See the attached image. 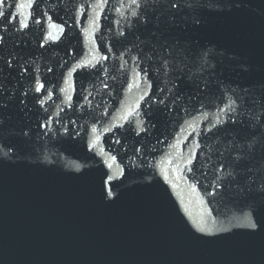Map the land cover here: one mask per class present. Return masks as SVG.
<instances>
[{
  "label": "water",
  "instance_id": "95a60500",
  "mask_svg": "<svg viewBox=\"0 0 264 264\" xmlns=\"http://www.w3.org/2000/svg\"><path fill=\"white\" fill-rule=\"evenodd\" d=\"M21 3H0V264H264L243 226L264 0Z\"/></svg>",
  "mask_w": 264,
  "mask_h": 264
},
{
  "label": "snow or ice",
  "instance_id": "6c2138e0",
  "mask_svg": "<svg viewBox=\"0 0 264 264\" xmlns=\"http://www.w3.org/2000/svg\"><path fill=\"white\" fill-rule=\"evenodd\" d=\"M2 2H3V0H0V3H2ZM34 2H35V0H27L26 4L25 3H21V5H20V7H22V8L27 7L29 9V18H31V11H30L31 5ZM135 2H136V0H133V3H135ZM173 7H179V6L178 5H173ZM2 15H3V13H0V16H2ZM36 23H40V21L37 20ZM21 26L23 28L29 27V25L27 23L23 22V21L21 22ZM50 27L53 28V29H57V28H60L62 26L56 25L55 23H53L52 25H50ZM48 37L51 40H56L58 38L52 31L48 32ZM9 66H11L10 62H9ZM42 87H43V85H40L38 87V90H39V88H42ZM148 88L149 89L151 88V83H149ZM146 96H148V91L147 90L144 91V94L140 97V99L144 100V98ZM69 99H70V97H69ZM136 107L139 108V105H137ZM129 114H131V113H129ZM127 118H128L127 116L124 117V119H127ZM218 122H219V119H218ZM189 164H191V160H189ZM109 167H111V165H109ZM189 171H191L190 168H189ZM109 179H111V177H109ZM243 226L247 227L249 229H252V230H258L259 228L264 227V223H260L259 220H258V217L254 219L252 216H246L244 218V221H243ZM201 230H203V229H201Z\"/></svg>",
  "mask_w": 264,
  "mask_h": 264
}]
</instances>
